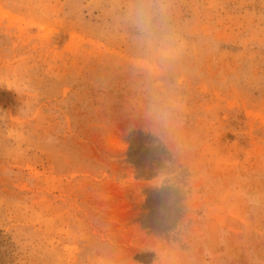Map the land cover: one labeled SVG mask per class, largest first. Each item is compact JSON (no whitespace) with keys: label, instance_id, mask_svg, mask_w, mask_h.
I'll return each mask as SVG.
<instances>
[{"label":"rangeland","instance_id":"1","mask_svg":"<svg viewBox=\"0 0 264 264\" xmlns=\"http://www.w3.org/2000/svg\"><path fill=\"white\" fill-rule=\"evenodd\" d=\"M133 3L0 0V264H264V0Z\"/></svg>","mask_w":264,"mask_h":264},{"label":"clouds","instance_id":"2","mask_svg":"<svg viewBox=\"0 0 264 264\" xmlns=\"http://www.w3.org/2000/svg\"><path fill=\"white\" fill-rule=\"evenodd\" d=\"M129 23L135 42L148 57L165 62L179 55V38L170 24L167 0H134ZM173 107L178 108V103L162 98L153 106L154 119L162 128L172 123Z\"/></svg>","mask_w":264,"mask_h":264}]
</instances>
